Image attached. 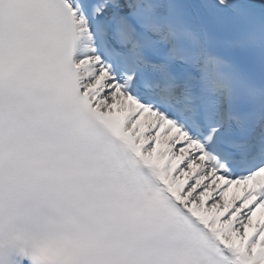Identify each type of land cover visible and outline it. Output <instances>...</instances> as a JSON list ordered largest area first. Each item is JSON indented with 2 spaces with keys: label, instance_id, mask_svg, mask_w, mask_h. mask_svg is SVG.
Instances as JSON below:
<instances>
[{
  "label": "snow or ice",
  "instance_id": "obj_1",
  "mask_svg": "<svg viewBox=\"0 0 264 264\" xmlns=\"http://www.w3.org/2000/svg\"><path fill=\"white\" fill-rule=\"evenodd\" d=\"M0 264H264V0H0Z\"/></svg>",
  "mask_w": 264,
  "mask_h": 264
}]
</instances>
